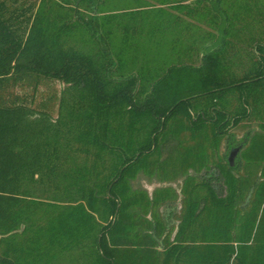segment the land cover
Wrapping results in <instances>:
<instances>
[{
    "label": "trees",
    "instance_id": "obj_1",
    "mask_svg": "<svg viewBox=\"0 0 264 264\" xmlns=\"http://www.w3.org/2000/svg\"><path fill=\"white\" fill-rule=\"evenodd\" d=\"M238 1L231 33L234 19L264 15V0ZM60 2L41 0L33 13L0 0V264H54L73 250L80 251L79 264H264V181L235 175L237 163L219 165L218 176L188 191L172 240L161 218L146 219L167 189L149 198L131 184L150 172L149 158L171 122L214 147L226 137L230 147L229 130L258 120L263 132L240 155L249 164L264 161V41L250 39L256 54L247 64L222 39L198 66L146 63L145 71L128 74L134 58L117 55L115 41L128 52L160 44L163 31H171L168 48L190 52L181 25L161 21L160 8L124 12L121 23L118 13L101 14L103 0H74L91 13L83 20ZM158 2L216 20L224 0H214L213 9ZM83 34L103 48L82 49L76 41ZM37 79L63 85L55 117L48 105L30 107L11 91L29 80L35 90ZM212 182H221L225 194ZM197 187L203 192L196 196Z\"/></svg>",
    "mask_w": 264,
    "mask_h": 264
},
{
    "label": "rangeland",
    "instance_id": "obj_2",
    "mask_svg": "<svg viewBox=\"0 0 264 264\" xmlns=\"http://www.w3.org/2000/svg\"><path fill=\"white\" fill-rule=\"evenodd\" d=\"M40 1L41 0H7V3L16 7H31L34 13L40 4ZM56 1L60 2L61 0ZM199 1L180 0L183 5L190 7H196L200 4V7L204 5L203 7L205 9H211L212 6L215 5L214 0ZM240 1L243 2V0ZM260 1L261 0H259V3ZM102 3H105V5L100 7L98 6L101 14L118 13L122 15L121 17H118L120 22H124L127 18L124 17V15H126L123 14L124 12L141 9L155 11L157 8H160L164 13H166L160 20L164 21L165 24H169V21H171L172 23L168 26L173 29L174 27L171 26L173 23H175L176 27L181 25L180 28H183L185 31H182L181 36L186 38V41L182 38L181 42L183 43L185 41V45L191 42L190 45L192 48H190V52L186 49L184 50L185 52L182 50H171L167 45L172 39L171 37L173 34L170 31L167 35L165 33L167 31H163V34L160 35L158 39L160 40L162 36L165 37V40L162 39L163 42L160 41V44L151 42H146V44L141 43L137 48H132L128 52H125L127 48H120L119 50L115 41L114 50L117 55L122 53L121 55L126 57L130 54L131 57L134 58V65L130 66L128 74L132 73L136 75L141 69H143L141 70L142 72L145 71L142 67H144L146 63H148L147 67H152L151 69H162L166 67L167 64L170 65L173 63L198 66L202 55L209 50L218 48L222 39L233 43L234 49L239 51V57L244 61V64H247L250 55L252 53L256 54L254 45L252 42L250 43V39H262V41H264V15L261 17L253 14L251 16H240L237 19H234L232 21V28H234L236 32L231 33V13L234 9V3L236 6L240 3L239 1L237 2V0H224L222 6L220 7L221 12L216 13V20H211L208 17L199 18L196 16H188L184 13V11L173 8V5H159L158 0H103ZM261 3L264 4V1H261ZM61 4L63 5V9L70 10V7L77 8L74 4V0H68V4ZM235 8L238 10V7ZM78 11L83 20H88L87 18L91 14L89 10L84 9V7H79ZM212 11L214 12V10H211V12ZM225 12L227 13L229 21L225 16ZM77 16L78 15L76 13H72L70 19H76ZM213 21L216 24L212 25ZM29 22L24 21L23 23L25 24ZM186 28L187 30H185ZM24 29L26 31V28ZM224 29L226 30L227 35H224ZM87 36L83 34V39H77V45L80 47L82 46V49L84 50L90 49L99 51L103 48L100 45L97 47L94 44L92 45L91 43H86L85 40ZM95 36H102L101 29L98 28L95 30ZM159 47L161 48L159 49ZM145 51L149 52L146 53ZM110 54L112 60L117 63V57L115 54H113V52H110ZM235 70L238 71L239 69L235 67ZM34 85V81H25L21 86H16L11 91L18 95V97L27 99L30 107L39 109L41 104L48 105V109L51 110L52 116L55 117L58 109V99L63 85L56 81L44 79H37V86L35 90L33 89ZM185 126L187 125L185 124ZM229 131L230 134L234 136L233 143L230 144V147L227 145L226 137L220 139L217 146L214 147L209 141H204L201 137L192 136L189 131L180 128L177 122H171L168 125L167 132L160 140L158 152L154 153L149 158L150 163H152V166L149 169L150 172L146 173V175L140 172L131 183L133 188L144 190L148 197L149 194L153 197L154 193L158 190L162 191L167 189L168 191L166 192V199L163 200L164 202L157 206L156 209L154 208V212L151 208V210L147 213L146 219L148 221H154V216H156V218H161L160 215H162L163 212L170 210L173 207L179 209L178 212L180 213L177 215L180 216L185 199L189 198L191 195L188 191H190L194 186L200 184L202 181L210 177L213 179L218 176V166H226L232 150L237 148L239 149L233 156L232 166L236 165V163L239 165L238 171L234 173L235 175L239 177H243L244 174H250L252 177L259 175V164H249L246 162V159L240 155V153L248 146L250 138L255 134L263 132L259 121L249 119L241 122L237 127ZM212 184L219 194H225V189L223 188L221 182H212ZM201 192L203 191L197 187L193 194L199 195ZM244 194L246 195V192ZM168 204H171L170 208H167ZM172 228L173 227L170 229ZM60 256L54 264H79L80 259H82L80 251L78 250H73L72 252L64 253L61 257Z\"/></svg>",
    "mask_w": 264,
    "mask_h": 264
},
{
    "label": "crops",
    "instance_id": "obj_3",
    "mask_svg": "<svg viewBox=\"0 0 264 264\" xmlns=\"http://www.w3.org/2000/svg\"><path fill=\"white\" fill-rule=\"evenodd\" d=\"M263 166H264V161H261L260 164H259V175L258 176H253V177L250 175V177L252 178V180H254V181L256 180L257 182H263L264 181V175L261 174L262 173V167ZM248 195H249V193H248ZM261 195L264 196V190L261 191ZM149 198H151V195L150 194H149ZM170 207H171V204H168L167 205V208H170ZM175 208L173 207L172 209L163 212L165 214L162 213V215H160L161 216V219H162V221H163V223H164V225H165V227H166L167 230H168V228L170 229L171 227H173L171 229L172 230L171 240L175 236V234L177 232V228H178L179 222H180L178 220V217H179L178 215L180 213V212H178L179 209H177V208L175 209Z\"/></svg>",
    "mask_w": 264,
    "mask_h": 264
},
{
    "label": "water",
    "instance_id": "obj_4",
    "mask_svg": "<svg viewBox=\"0 0 264 264\" xmlns=\"http://www.w3.org/2000/svg\"><path fill=\"white\" fill-rule=\"evenodd\" d=\"M238 150H239V149L237 148V149L231 151V155H230V157H229V159H228L229 165L232 166V163H233V156H234V154H235L236 152H238Z\"/></svg>",
    "mask_w": 264,
    "mask_h": 264
},
{
    "label": "flooded vegetation",
    "instance_id": "obj_5",
    "mask_svg": "<svg viewBox=\"0 0 264 264\" xmlns=\"http://www.w3.org/2000/svg\"><path fill=\"white\" fill-rule=\"evenodd\" d=\"M228 162V161H227ZM229 163V162H228Z\"/></svg>",
    "mask_w": 264,
    "mask_h": 264
}]
</instances>
